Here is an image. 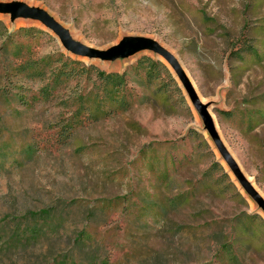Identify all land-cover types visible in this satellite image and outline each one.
<instances>
[{
    "label": "rangeland",
    "instance_id": "rangeland-1",
    "mask_svg": "<svg viewBox=\"0 0 264 264\" xmlns=\"http://www.w3.org/2000/svg\"><path fill=\"white\" fill-rule=\"evenodd\" d=\"M0 4L40 11L63 33L40 15L0 9L10 34L0 37V232L44 208L59 229L0 264L61 252L114 264H220L228 242L240 264H264V209L189 93L264 201V0ZM142 40L175 66L150 46L111 56L77 49ZM141 57L167 68L129 85L144 102L93 119L87 107L102 102L100 84L82 67L121 73ZM60 67L77 73L54 80ZM77 238L85 244L73 250Z\"/></svg>",
    "mask_w": 264,
    "mask_h": 264
},
{
    "label": "trees",
    "instance_id": "trees-1",
    "mask_svg": "<svg viewBox=\"0 0 264 264\" xmlns=\"http://www.w3.org/2000/svg\"><path fill=\"white\" fill-rule=\"evenodd\" d=\"M5 26L0 21V37L6 36ZM10 34L6 36L5 40H9ZM65 65V64H63ZM155 65H160L159 67L164 71L167 68L157 60H153L150 57L139 58L134 65L127 67L121 73L105 72L104 70H99L93 66H87L83 68V71L89 72L91 69L94 70L95 76L99 82L100 99L99 105L91 107L88 105L90 116L93 119H99L106 116L111 111L116 112L117 110H127L134 106L136 103L144 102L143 94L133 93L131 85L136 81V79H147L150 80L153 76L152 72L156 69ZM145 67L148 68L147 71L141 72ZM56 73V78L60 74H63L67 78H72L76 75V71L65 69V67H60ZM47 94V91L44 93ZM87 99V98H86ZM88 101V100H87ZM144 153V152H143ZM157 204V203H156ZM23 222H17L15 219L8 221L11 225V230L8 233L0 232V257H4L8 253H20L28 251L29 249L37 248L38 245H42L41 240L45 238H50L59 233V229L56 226L55 213L50 208H44L39 211H29L27 215L24 216ZM85 244L82 238H77L74 240L73 250L81 249ZM233 248V243L228 242L221 246L223 253H229L230 258L227 262L220 264H240L239 256L234 252L231 253ZM33 264H114L109 259L101 258L100 256H91L89 258L76 257L73 254L58 253L46 257L44 260Z\"/></svg>",
    "mask_w": 264,
    "mask_h": 264
},
{
    "label": "water",
    "instance_id": "water-1",
    "mask_svg": "<svg viewBox=\"0 0 264 264\" xmlns=\"http://www.w3.org/2000/svg\"><path fill=\"white\" fill-rule=\"evenodd\" d=\"M0 9L9 10V11H15V12H23L24 11V12H26L28 14H31V15H36V16H39L40 15L47 23H49L50 25H52L54 28L58 29L62 33V31L59 29V27L56 24L52 23L46 17V15L43 14L42 12H40V11L39 12H35V11H31L29 9H26L24 7L21 8V7L9 6V5L4 6V5H1V4H0ZM62 35H63V33H62ZM149 46L152 47L153 49H155L156 51H159V52L163 53L164 55H166L169 58V60L171 61V63L175 66V63L171 59L170 55L167 52L163 51L158 45H156L152 41L142 40V41L133 43L132 45H130V44H124L118 50L110 51V52H102V53L96 52L94 50H90L88 48L87 49L77 48V49H79L81 51H84V52H92V53H96V54H99V55H109V56H111V55H118V53H120V51H122L124 49L134 50L135 48H138V47H149ZM176 68H177V66H176ZM189 93H190V96L192 97L194 103L197 105V107H199V109L201 110V112L204 114L205 121H206V127L208 128V130L210 132V135H211L213 141L219 147V149L222 152V154L229 160V163H230V165L233 168L234 174H236V176L238 177V179L240 180V182L247 189H249V191L251 192V194L253 195V197L257 201L258 205H260L262 207V209H264V201H262V199L259 197V195L256 192V190L253 189V187L251 186V184L247 180H245V178L242 176V174H240L238 168L236 167L235 162L233 161V159H231V157H229V155L226 152L225 148L223 147L222 143L219 142L218 137H217L216 132H215V129L212 127V123H211V120H210V117H209L208 113L205 111V109L202 107V105H200V103L196 100V98L193 96V93H192V91L190 89H189Z\"/></svg>",
    "mask_w": 264,
    "mask_h": 264
}]
</instances>
